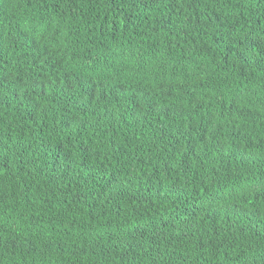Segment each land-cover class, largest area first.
<instances>
[{
  "label": "trees",
  "instance_id": "1",
  "mask_svg": "<svg viewBox=\"0 0 264 264\" xmlns=\"http://www.w3.org/2000/svg\"><path fill=\"white\" fill-rule=\"evenodd\" d=\"M0 264H264V0H0Z\"/></svg>",
  "mask_w": 264,
  "mask_h": 264
},
{
  "label": "bare ground",
  "instance_id": "2",
  "mask_svg": "<svg viewBox=\"0 0 264 264\" xmlns=\"http://www.w3.org/2000/svg\"><path fill=\"white\" fill-rule=\"evenodd\" d=\"M93 149V148H92ZM148 175V174H147ZM158 182V181H157Z\"/></svg>",
  "mask_w": 264,
  "mask_h": 264
}]
</instances>
